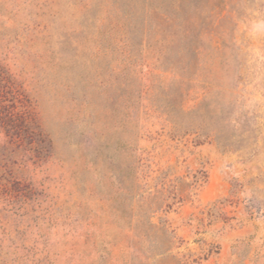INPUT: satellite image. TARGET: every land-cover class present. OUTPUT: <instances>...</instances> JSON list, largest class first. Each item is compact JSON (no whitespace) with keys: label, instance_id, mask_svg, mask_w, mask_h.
<instances>
[{"label":"rangeland","instance_id":"obj_1","mask_svg":"<svg viewBox=\"0 0 264 264\" xmlns=\"http://www.w3.org/2000/svg\"><path fill=\"white\" fill-rule=\"evenodd\" d=\"M0 264H264V0H0Z\"/></svg>","mask_w":264,"mask_h":264},{"label":"trees","instance_id":"obj_2","mask_svg":"<svg viewBox=\"0 0 264 264\" xmlns=\"http://www.w3.org/2000/svg\"><path fill=\"white\" fill-rule=\"evenodd\" d=\"M149 226H150L151 228H153V229H158L159 233H161V234H166V233L168 232V231H167V228H158V227H156L154 224H151V223H149ZM163 243L166 244V242H164V241H163ZM164 244H163V245H164ZM169 244L171 245V241H170V240L168 241V244H166V249H165L166 251L163 252L162 255H163V254L165 255V254H168L169 252H171L172 248L169 246ZM173 259H174V257L171 256V257H170V261L173 260Z\"/></svg>","mask_w":264,"mask_h":264}]
</instances>
